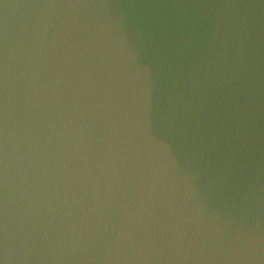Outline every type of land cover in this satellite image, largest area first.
<instances>
[{
	"label": "water",
	"instance_id": "1",
	"mask_svg": "<svg viewBox=\"0 0 264 264\" xmlns=\"http://www.w3.org/2000/svg\"><path fill=\"white\" fill-rule=\"evenodd\" d=\"M0 264H264V0H0Z\"/></svg>",
	"mask_w": 264,
	"mask_h": 264
}]
</instances>
